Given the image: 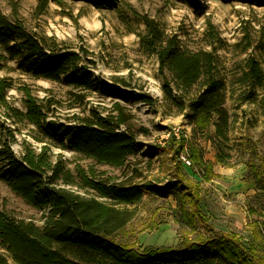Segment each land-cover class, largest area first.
Returning a JSON list of instances; mask_svg holds the SVG:
<instances>
[{
  "label": "trees",
  "instance_id": "trees-1",
  "mask_svg": "<svg viewBox=\"0 0 264 264\" xmlns=\"http://www.w3.org/2000/svg\"><path fill=\"white\" fill-rule=\"evenodd\" d=\"M87 1L103 9H112L115 2ZM184 1L203 9L199 0ZM241 1L252 4L260 0ZM145 24L147 33L141 41L148 52L158 56L167 99L178 108V114L189 111L188 120L194 133H202L207 142L214 143L220 151L218 163L227 165L221 157V144L229 140L232 125L228 101L256 107L264 117L261 62L250 58L239 72L229 78L222 77L206 53H191L174 39L168 40L153 20L146 19ZM0 49L3 52L0 72L4 69L3 62L16 61L24 75L63 83L82 92L78 96L82 103L89 93L99 89L91 52L83 47L62 45L55 37H37L23 24L11 22L1 8ZM198 86V92L193 95ZM11 87L7 79L0 78V180L28 205L43 211L44 222L38 226L1 213L0 264H264V163L258 164L250 156L246 161L255 182L253 200L257 204L247 208L246 230L250 231V238L217 231L203 213L201 183L191 182L182 155L188 157L203 182L218 177L213 164L186 133L180 131L177 137L171 132L164 145L151 147L155 154L172 155L175 181L166 188V194L176 197L175 213L180 224L189 228V234L196 233L200 226L211 237L205 238L200 233L191 239L188 235L179 249L148 247L141 251L119 243L117 237L136 218L144 195L158 193L155 183L136 182L138 174L119 181L115 177L105 178V173L100 176L94 169L73 171L61 156L54 158L52 147L39 137H35L42 143L39 150L26 143L18 156L12 148L16 133L1 116L33 125L55 139L58 147L69 148L99 165L126 169L129 159L144 149L136 134L126 128L132 121L130 115L117 105L107 115L90 110L86 117L48 121L47 107L31 95L26 112L14 109L8 100ZM81 191L94 195L85 196Z\"/></svg>",
  "mask_w": 264,
  "mask_h": 264
},
{
  "label": "rangeland",
  "instance_id": "rangeland-1",
  "mask_svg": "<svg viewBox=\"0 0 264 264\" xmlns=\"http://www.w3.org/2000/svg\"><path fill=\"white\" fill-rule=\"evenodd\" d=\"M47 1L44 6L45 0H0V8L11 22L23 24L37 37H55L62 45L83 47L91 52L94 79L99 89L89 93L82 103L78 98L82 92L63 83L24 75L17 62L9 60L3 62L0 78L12 85L10 105L26 112L31 95L47 107L48 121L86 117L90 110L107 115L119 105L132 118L126 128L136 134L144 149L129 159L128 168L115 169L99 165L69 148L62 149L55 139L37 127L1 114L2 120L16 133L17 140L12 143L15 153L20 156L26 143L39 150L42 143L35 138L39 137L52 147L54 158L61 156L73 171L94 169L100 176L105 173V178L115 177L119 181L138 174L136 182L155 183L158 193L144 195L136 218L117 241L141 251L148 247L179 249L188 235L195 239L200 233L205 238L211 234L200 226L196 233L189 234V228L180 224L175 213L176 197L166 194V188L175 181L172 155L151 151L152 146L178 129L200 145L205 159L213 164L218 175L210 182H203L197 170L185 165L191 182L201 183L203 213L208 224L217 231L237 233L248 240L251 234L246 230L247 208L257 207V204L253 200L255 182L246 161L250 156L256 163H264V117L256 107L238 106V101H228L232 125L229 140L221 142V157L227 165L219 164L220 151L214 143L207 142L202 133H194L188 120L189 111L178 114V108L167 99L158 56L144 48L141 38L147 33L145 20L150 19L168 40L174 39L191 53H206L222 77L229 78L239 72L250 58L259 60L264 69V0L252 4L241 0H199L201 10L184 0H115L112 9L99 8L87 0ZM198 90L199 86L193 95ZM134 170H138L137 173ZM158 180L164 183H156ZM1 213L38 226L44 222V212L28 205L2 180Z\"/></svg>",
  "mask_w": 264,
  "mask_h": 264
},
{
  "label": "built area",
  "instance_id": "built-area-1",
  "mask_svg": "<svg viewBox=\"0 0 264 264\" xmlns=\"http://www.w3.org/2000/svg\"><path fill=\"white\" fill-rule=\"evenodd\" d=\"M172 132H174V134H175L177 137H180V130L177 129V130L172 131ZM170 135H171V132L168 134V137H167L166 139L160 141V144H161V145H164L165 142H166V140L169 139ZM182 160H183V162H184V165H186V166H188V167L192 166L191 161L188 159L187 156L182 155Z\"/></svg>",
  "mask_w": 264,
  "mask_h": 264
}]
</instances>
